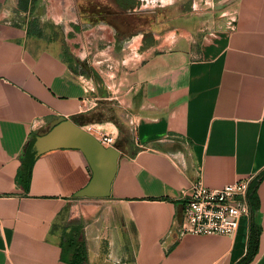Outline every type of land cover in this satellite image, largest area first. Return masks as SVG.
Segmentation results:
<instances>
[{"label":"crops","instance_id":"1","mask_svg":"<svg viewBox=\"0 0 264 264\" xmlns=\"http://www.w3.org/2000/svg\"><path fill=\"white\" fill-rule=\"evenodd\" d=\"M124 1V15L137 13ZM175 1L118 34L90 22V0H0V264L244 256L248 215L232 235L181 225L192 182L219 187L264 169V0ZM60 117L115 138L104 145L119 152L108 196H77L93 173L79 149L29 152ZM256 194L250 264H264V177Z\"/></svg>","mask_w":264,"mask_h":264},{"label":"built area","instance_id":"2","mask_svg":"<svg viewBox=\"0 0 264 264\" xmlns=\"http://www.w3.org/2000/svg\"><path fill=\"white\" fill-rule=\"evenodd\" d=\"M99 141L112 146L115 138L102 135ZM251 178L239 179L219 187L206 186L201 179L192 182L184 197L181 233L232 235L239 219L248 215V188Z\"/></svg>","mask_w":264,"mask_h":264},{"label":"water","instance_id":"3","mask_svg":"<svg viewBox=\"0 0 264 264\" xmlns=\"http://www.w3.org/2000/svg\"><path fill=\"white\" fill-rule=\"evenodd\" d=\"M57 148L79 149L91 166L92 177L77 196L109 195L119 156L116 146L105 147L95 136L67 118L60 117L47 131L38 134L33 143L36 156Z\"/></svg>","mask_w":264,"mask_h":264},{"label":"trees","instance_id":"4","mask_svg":"<svg viewBox=\"0 0 264 264\" xmlns=\"http://www.w3.org/2000/svg\"><path fill=\"white\" fill-rule=\"evenodd\" d=\"M93 3V2H92ZM128 1L124 0H115V7H119L122 5H126ZM98 6H105L107 3H93ZM89 5L92 6L91 3ZM108 5V4H107ZM109 6V5H108ZM117 8H110L105 7V9H98V10H91L88 13V17L91 23L96 22H106L111 24L117 31L118 34H124V32H131L134 31L136 28L135 25L137 24V21L135 19H128L124 16V11L117 9ZM93 15V16H92ZM129 21V22H128ZM33 143L34 140L29 145V152L34 153L33 151ZM264 177V169H262L256 177L252 178V180L249 183L248 188V217H249V231H248V240H247V246H246V252L244 256L235 264H250L255 255L258 251V242H259V234H260V228L258 224L255 221L254 213L256 209L258 208V197L256 194V189L258 182ZM28 178V177H27Z\"/></svg>","mask_w":264,"mask_h":264},{"label":"rangeland","instance_id":"5","mask_svg":"<svg viewBox=\"0 0 264 264\" xmlns=\"http://www.w3.org/2000/svg\"><path fill=\"white\" fill-rule=\"evenodd\" d=\"M91 2H93V3H98V2H101V4L102 3H104L103 1L104 0H90ZM111 1V0H110ZM184 2H185V4H186V2L188 1V0H183ZM131 2H132V7H134V8H136L135 10L137 11V13H132V15L131 14H127L126 13V15H124L125 16V18L126 19H128L129 21H130V19H135L136 21H137V24L135 25V29H134V31L136 30V31H139V29H141V28H143L144 27V22L143 21H141V14H143L142 12H145L146 10H151V9H159V10H163L164 12H166V13H171V11H173L172 10V8H173V6L175 5L176 6V1L174 2V0H165V1H162V0H131ZM92 3V6L91 5H84V7H86V10L88 9L89 11H91V10H98V9H105V7H112V8H117V7H115V6H113V4L110 2L109 4L107 3V1H106V3L109 5H105V6H103V5H101V6H98V5H95V4H93ZM142 8V9H141ZM117 9H120V8H117ZM89 11H85V13L86 14H88L89 13ZM93 16V15H92ZM128 21V22H129ZM133 31V32H134ZM135 31V32H136ZM132 32V33H133ZM134 32V33H135ZM112 71L109 73V76H107V77H111L112 79L113 78H115V75H114V69L112 68L111 69ZM115 89V88H114ZM113 89V90H114ZM114 92H116V94H117V91H114ZM107 101V100H106ZM110 101H112V100H110ZM114 101L116 102V103H118V99H114ZM93 121H98V122H100V121H104V120H108L109 119V117H107V116H102V115H96V116H94L93 118H91ZM113 121V120H112ZM115 123L118 125V121L117 120H115Z\"/></svg>","mask_w":264,"mask_h":264},{"label":"bare ground","instance_id":"6","mask_svg":"<svg viewBox=\"0 0 264 264\" xmlns=\"http://www.w3.org/2000/svg\"><path fill=\"white\" fill-rule=\"evenodd\" d=\"M162 1H165V0H162Z\"/></svg>","mask_w":264,"mask_h":264}]
</instances>
